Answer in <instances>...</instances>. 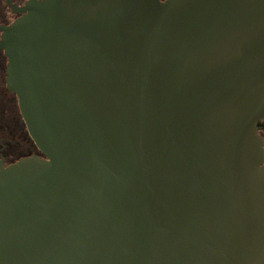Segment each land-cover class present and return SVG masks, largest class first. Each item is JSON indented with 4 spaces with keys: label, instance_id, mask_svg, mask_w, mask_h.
Masks as SVG:
<instances>
[{
    "label": "water",
    "instance_id": "1",
    "mask_svg": "<svg viewBox=\"0 0 264 264\" xmlns=\"http://www.w3.org/2000/svg\"><path fill=\"white\" fill-rule=\"evenodd\" d=\"M8 5L0 264H264V0Z\"/></svg>",
    "mask_w": 264,
    "mask_h": 264
},
{
    "label": "flooded vegetation",
    "instance_id": "2",
    "mask_svg": "<svg viewBox=\"0 0 264 264\" xmlns=\"http://www.w3.org/2000/svg\"><path fill=\"white\" fill-rule=\"evenodd\" d=\"M7 1L10 5L22 7L25 3L32 0H0V27L9 25L20 16V14L12 13ZM159 1L163 2L166 0ZM5 70L6 57L3 51L0 50V111L5 112L7 110L4 100H8L12 107V111H14L16 114L15 118L12 117L13 119H8L9 122H5L6 119H3V117L0 116V166L3 167L9 166L21 158L30 156L41 157V154L33 144L26 131L25 125L18 110L15 95L8 92L6 88ZM4 123H6V125ZM23 127L25 128V131ZM14 128L16 131L13 130ZM23 149H28V152L26 154H22Z\"/></svg>",
    "mask_w": 264,
    "mask_h": 264
},
{
    "label": "rangeland",
    "instance_id": "3",
    "mask_svg": "<svg viewBox=\"0 0 264 264\" xmlns=\"http://www.w3.org/2000/svg\"><path fill=\"white\" fill-rule=\"evenodd\" d=\"M4 102L6 103V111L5 112H1L0 111V116L3 117V119H6L5 122H9L8 119H11L12 117L15 118L16 114L14 111H12V107L10 105V103L7 101L4 100ZM10 107H11V111H10ZM12 118V119H13ZM16 122V121H15ZM6 125V123H4ZM7 129V128H6ZM24 131H25V128L23 127ZM13 130L16 131V129L14 128ZM258 134L260 135L261 139H262V144H263V147H264V129L260 130L258 132ZM28 152V149H23L22 150V154H26Z\"/></svg>",
    "mask_w": 264,
    "mask_h": 264
},
{
    "label": "trees",
    "instance_id": "4",
    "mask_svg": "<svg viewBox=\"0 0 264 264\" xmlns=\"http://www.w3.org/2000/svg\"><path fill=\"white\" fill-rule=\"evenodd\" d=\"M262 129H264V121L258 123V132H259L260 130H262ZM259 136H260V135H259ZM263 148H264V147H263Z\"/></svg>",
    "mask_w": 264,
    "mask_h": 264
}]
</instances>
